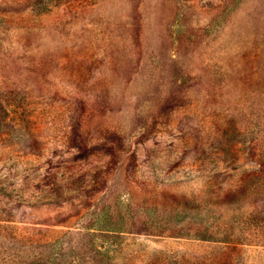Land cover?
Here are the masks:
<instances>
[{
  "label": "rangeland",
  "instance_id": "374dc122",
  "mask_svg": "<svg viewBox=\"0 0 264 264\" xmlns=\"http://www.w3.org/2000/svg\"><path fill=\"white\" fill-rule=\"evenodd\" d=\"M264 264V0H0V264Z\"/></svg>",
  "mask_w": 264,
  "mask_h": 264
},
{
  "label": "trees",
  "instance_id": "16d2710c",
  "mask_svg": "<svg viewBox=\"0 0 264 264\" xmlns=\"http://www.w3.org/2000/svg\"><path fill=\"white\" fill-rule=\"evenodd\" d=\"M204 261H205V264H216L215 261L213 259H210V258L205 259ZM221 264H224V262H222Z\"/></svg>",
  "mask_w": 264,
  "mask_h": 264
}]
</instances>
